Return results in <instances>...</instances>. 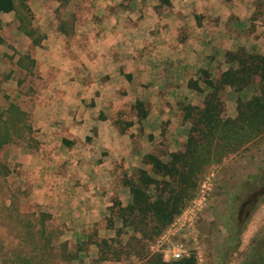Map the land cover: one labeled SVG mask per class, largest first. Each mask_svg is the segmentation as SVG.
<instances>
[{
	"label": "crops",
	"instance_id": "1",
	"mask_svg": "<svg viewBox=\"0 0 264 264\" xmlns=\"http://www.w3.org/2000/svg\"><path fill=\"white\" fill-rule=\"evenodd\" d=\"M28 1L30 31L12 19L7 48L32 99V133L7 154L28 200L63 227L60 240L87 244L80 257L100 260L98 241L123 226L115 203L134 200L125 179L152 171L145 157L168 161L188 141L186 108L203 107L209 93L191 84L202 71L215 81L237 68L227 53L264 57V0ZM259 95L258 84L227 88L228 117Z\"/></svg>",
	"mask_w": 264,
	"mask_h": 264
},
{
	"label": "rangeland",
	"instance_id": "2",
	"mask_svg": "<svg viewBox=\"0 0 264 264\" xmlns=\"http://www.w3.org/2000/svg\"><path fill=\"white\" fill-rule=\"evenodd\" d=\"M15 2L18 14H0V264H106L82 259L75 243L60 240L63 227L28 200L22 172L7 154L31 137L27 110L32 99L24 96V72L7 48L15 40L12 19L30 21L31 15L28 0ZM155 225L151 221L143 234L115 227L114 239L97 243L103 258H113L111 264H158L160 259L172 264L178 262L172 251L184 244L185 258L194 264H264V135L209 165L183 211L158 226V233ZM74 255L81 260L73 261Z\"/></svg>",
	"mask_w": 264,
	"mask_h": 264
},
{
	"label": "trees",
	"instance_id": "3",
	"mask_svg": "<svg viewBox=\"0 0 264 264\" xmlns=\"http://www.w3.org/2000/svg\"><path fill=\"white\" fill-rule=\"evenodd\" d=\"M59 1L62 6L70 2ZM13 12L18 14L15 0H0V14ZM30 15L31 21V11ZM18 18L21 28L27 30L30 21ZM27 33L33 35L34 32ZM226 62L237 68H231L215 81L208 71H202L200 81L191 84L195 91L202 94L204 91L200 82H204L209 93L203 107L186 108L184 119L191 122L192 128L183 150L171 154L167 162L156 155H149L145 157V163L152 167V171L140 170L136 177L125 179V185L132 192L133 203L127 208L115 203L112 210L123 221L124 228L143 234L148 224L155 221L154 230L158 233L161 229L158 226L164 222L167 225L171 223L192 200L199 179L209 165L220 162L227 155L239 153L264 135V57L243 51L230 52L226 55ZM253 84L259 85L260 95L246 102L239 99L237 118H229L224 98L226 89L232 88L240 93ZM151 192L155 196L150 195ZM99 244L107 245L108 241L103 240ZM84 247L85 244L78 245L77 255L85 251ZM103 256L100 260H107ZM72 260H78V256L74 255ZM194 263L193 258H183L172 264ZM158 264L168 263L160 259Z\"/></svg>",
	"mask_w": 264,
	"mask_h": 264
},
{
	"label": "built area",
	"instance_id": "4",
	"mask_svg": "<svg viewBox=\"0 0 264 264\" xmlns=\"http://www.w3.org/2000/svg\"><path fill=\"white\" fill-rule=\"evenodd\" d=\"M187 256L188 251L184 244H178L172 251V257L174 260H181Z\"/></svg>",
	"mask_w": 264,
	"mask_h": 264
}]
</instances>
